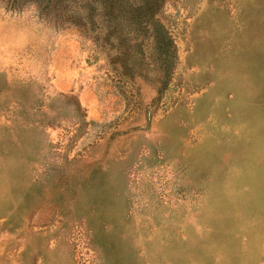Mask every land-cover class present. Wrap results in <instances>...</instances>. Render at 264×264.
Instances as JSON below:
<instances>
[{"label": "rangeland", "instance_id": "374dc122", "mask_svg": "<svg viewBox=\"0 0 264 264\" xmlns=\"http://www.w3.org/2000/svg\"><path fill=\"white\" fill-rule=\"evenodd\" d=\"M17 1L0 264H264V0Z\"/></svg>", "mask_w": 264, "mask_h": 264}, {"label": "trees", "instance_id": "16d2710c", "mask_svg": "<svg viewBox=\"0 0 264 264\" xmlns=\"http://www.w3.org/2000/svg\"><path fill=\"white\" fill-rule=\"evenodd\" d=\"M21 0H18L16 3L14 2L13 5H15V7H21ZM56 0H45L44 1V5L45 8H49V7H55V2ZM122 0H102L101 1V5H102V13L108 17V19H110V17L112 15H110L111 13L114 14V10H112L111 6L113 3H121ZM158 1V0H157ZM55 2V3H54ZM152 3H154V0H141L140 1V4L138 5L137 7V10H138V15H151L152 12H151V9H152ZM124 4L127 5V2L126 0L124 1ZM156 4V3H155ZM145 6H147V10H142L143 8H145ZM156 7V6H155ZM61 15H63L62 13H59L58 14V18L62 17ZM88 19L91 21V18L90 16L88 17ZM67 20L69 22H73V23H79L80 24L82 23L81 22V18H79L78 16H75L74 14H71Z\"/></svg>", "mask_w": 264, "mask_h": 264}]
</instances>
